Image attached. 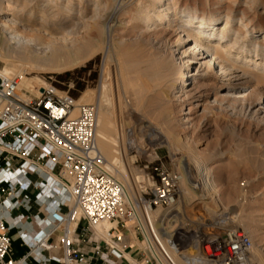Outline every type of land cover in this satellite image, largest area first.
<instances>
[{"label": "rangeland", "instance_id": "1", "mask_svg": "<svg viewBox=\"0 0 264 264\" xmlns=\"http://www.w3.org/2000/svg\"><path fill=\"white\" fill-rule=\"evenodd\" d=\"M12 1L19 10L26 8L23 0ZM91 1L94 5L95 0ZM117 1L103 0V4L112 9ZM142 1L150 8L155 6L154 0ZM173 1L179 4L178 8H188L198 16H219V28L230 17L236 32L240 28L236 23L243 13H248L249 21L264 30V0ZM73 2L79 5L78 0ZM141 2L132 0L121 12V24L113 34L114 46L109 56L96 54L83 66L62 73L40 65L26 66L24 76L39 87L52 84L78 100L93 93L92 104H97L96 97L106 84L111 119L117 135L122 133L120 157L133 190L151 176L155 164L172 163L182 171L184 160H199L206 170L210 169L209 177L217 187L220 201L206 190L192 189L189 182L182 185L176 207L181 222L184 226L202 224L204 230L210 226L207 231L214 234L217 230L211 227L212 223L222 219L228 227L251 236L254 247L247 264H264V88L256 99L262 100L263 110L259 112L249 107L256 101L240 105L227 97L232 95L230 92L222 90L224 85L245 84L234 91L241 93L250 86L246 84L252 79L250 71L254 66H244L248 71L240 81H226L217 76L214 67L209 77H204L209 73V55L195 54L194 42H186L176 23L171 28L158 27L153 31L148 29L147 22H135L143 13ZM63 3L66 5L68 0ZM170 6L167 9L174 10V5ZM78 11L76 8L71 16L73 22ZM95 31L90 33L93 38L98 33ZM259 42L264 48V40ZM84 43L85 40L77 43L75 49ZM188 60L192 63L186 66ZM238 64L242 65L241 61ZM6 65L4 60L0 61V73ZM186 70L193 74L189 80L191 91L187 98H178L180 94L172 93L170 87ZM150 128L165 136L168 145H151L150 141L155 139ZM129 134L134 142L132 147L126 144ZM92 232L96 238L95 230ZM106 240L108 236L96 241L102 244Z\"/></svg>", "mask_w": 264, "mask_h": 264}, {"label": "built area", "instance_id": "2", "mask_svg": "<svg viewBox=\"0 0 264 264\" xmlns=\"http://www.w3.org/2000/svg\"><path fill=\"white\" fill-rule=\"evenodd\" d=\"M98 113L97 104L79 105L77 98L52 84L36 95L20 90L18 77L0 78V209L26 208L30 200L24 194L30 186L39 190L36 200L43 205L54 202L55 192L65 198L59 205L68 207L66 215L49 217L50 232L33 237L31 253L20 260L12 256L9 228L0 216V264H28L30 258L48 264L51 260L41 255L55 247L49 239L56 232L62 233L58 243L64 251L59 263L93 264L75 248L83 223L81 234L95 244V264H131L126 258L129 235L139 240L143 264H247L254 247L248 233L222 219L212 223L214 234L207 231L210 226L183 225L176 211L183 176L172 163L153 165L151 176L131 191L110 175L97 141ZM131 137L126 139L129 147L134 144ZM44 174L40 182L29 181ZM103 222L116 226L108 233L109 241L100 244L92 230Z\"/></svg>", "mask_w": 264, "mask_h": 264}, {"label": "bare ground", "instance_id": "3", "mask_svg": "<svg viewBox=\"0 0 264 264\" xmlns=\"http://www.w3.org/2000/svg\"><path fill=\"white\" fill-rule=\"evenodd\" d=\"M63 1L23 0L26 8L19 10V6L17 7V4L12 0H0V61L7 62V67L0 73V78L19 77L21 78L20 90H27L38 95L39 90L44 87H39V85H35L26 79L24 67L40 65L54 72L62 73L83 66L96 54L107 53L108 56L111 54L114 46L113 34L121 24L120 19L124 9L132 0H118L117 6L112 9H108L107 4H103V0H95L94 5L91 0H78V6L73 0H68L66 5ZM140 4L143 13L138 16L135 22H147L148 29L153 31L157 30L158 27L171 28L176 23L181 34H184L186 42H194L195 54L203 52V54L209 55L210 61L206 66L209 73L204 77H209V74L214 71L212 70L214 67L218 71L217 76L225 78L226 81L231 79L240 81L248 71L244 66H254L250 71L252 79L246 84L250 86L241 93L237 94L234 91L245 84L224 85L222 90L230 92L232 95L227 97L240 105L256 101L264 88V56H261V54L264 55V48L259 42L261 39L264 40V30L255 27L251 20L249 21L251 18L248 13H243L241 19L236 23V27L240 28H237L235 32L230 17L225 20L224 27L219 28L218 25L221 20L219 16L214 15L213 18L198 16L188 8H178L179 4L173 0H154L155 6L153 8L147 6L145 1ZM167 5H174V10L167 9ZM76 8H79V14L74 17L76 21L73 22L71 16L75 13ZM26 9H29L28 12ZM48 14L50 15L47 16ZM95 30L98 33L93 38L90 33H96ZM82 40H85L84 45L75 49L76 44ZM205 46L208 48L207 50H205ZM113 52L116 51L113 50ZM238 61H241L242 65H239ZM190 63L192 61L188 60L186 66ZM192 77L193 74L187 70L184 71L182 77L171 84L170 91L180 94L178 98H187V94L191 91L189 80ZM106 90L107 86L104 84L102 92L96 97L99 107L98 146L108 162L110 175L131 191L133 187L127 178L120 157L121 152H119L122 133L119 131L117 135V130L111 119ZM93 101V93L84 94L79 99V105L92 104ZM249 107L251 111L254 110L255 112L263 110L262 100L256 101L254 105ZM149 130L155 139L153 142L150 141L151 145L157 143L163 146L168 145L165 136L153 128ZM207 170L197 159L184 160L182 162V185H187L189 182L192 189L206 190L215 200L220 201L217 187L209 177L211 171L210 169ZM62 196L63 193H60V196L57 197L59 204L64 200ZM159 215L161 217L164 214ZM114 225L111 222H103L94 226L96 236L94 239L107 238L109 231L115 228ZM158 227H161L160 224Z\"/></svg>", "mask_w": 264, "mask_h": 264}, {"label": "crops", "instance_id": "4", "mask_svg": "<svg viewBox=\"0 0 264 264\" xmlns=\"http://www.w3.org/2000/svg\"><path fill=\"white\" fill-rule=\"evenodd\" d=\"M1 165L2 164H0V166ZM45 176V174L42 175V177L33 176L29 178V181L32 183H37L40 182ZM38 194L39 190L33 186H30L29 190L24 194V196L30 200V203L26 208H21L13 212H8L4 208L0 209V216L3 217V219L6 221L7 227L9 228V234L12 240V256L16 260H20L31 253L32 247L30 246V243L33 237H43L50 232L52 226H50L49 217L55 213H59L61 215H66L68 213V207L66 205L60 206L57 202L58 195L55 192H53L54 202L52 204L47 202L46 205H43L36 200ZM85 228L86 223L81 224L78 228V234L80 238L75 248L89 255V257L93 260V264H95L97 263L98 259L97 254L94 253L95 244L87 242L89 235L81 234ZM61 235V232L54 233L49 239V243L53 244L55 247L51 251L42 252V257L51 260V262L48 264H61L59 261L63 260L64 258L63 248L58 243V239L61 237ZM128 241L131 244V251L126 253L127 260L131 264H143L142 257L139 253L140 245L138 238L133 235H129ZM104 251L105 249L103 248L102 252ZM28 264L40 263L34 261L33 258H30ZM121 264H126V262H121Z\"/></svg>", "mask_w": 264, "mask_h": 264}]
</instances>
